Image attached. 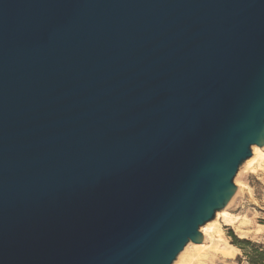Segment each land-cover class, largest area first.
<instances>
[{"label": "water", "instance_id": "1", "mask_svg": "<svg viewBox=\"0 0 264 264\" xmlns=\"http://www.w3.org/2000/svg\"><path fill=\"white\" fill-rule=\"evenodd\" d=\"M264 146V0H0V264H173Z\"/></svg>", "mask_w": 264, "mask_h": 264}, {"label": "rangeland", "instance_id": "2", "mask_svg": "<svg viewBox=\"0 0 264 264\" xmlns=\"http://www.w3.org/2000/svg\"><path fill=\"white\" fill-rule=\"evenodd\" d=\"M235 184L237 192L228 207V211L235 217L234 223L230 224L223 217L219 218L223 239L227 244L234 245L230 236V230H233L238 238L264 245V165L251 169L243 163L236 174ZM218 239L217 235L211 244L219 249H212L210 253L202 252L204 256L201 254L194 264H248L242 257L241 250H230L231 255L223 254L228 246Z\"/></svg>", "mask_w": 264, "mask_h": 264}, {"label": "bare ground", "instance_id": "3", "mask_svg": "<svg viewBox=\"0 0 264 264\" xmlns=\"http://www.w3.org/2000/svg\"><path fill=\"white\" fill-rule=\"evenodd\" d=\"M244 165L250 167L251 169L257 166H260V167L263 166L264 165V146L254 145L252 147V156L244 162ZM234 196L232 200L234 199ZM230 203L227 205V207L218 211L213 220L209 221L208 223H206L205 225L201 227L200 230L202 234L204 235V240L201 243H195V242L190 241L186 245V247L183 249V251L178 255L177 259L174 261L173 264H194L195 260H197V258L201 256L202 252L208 253L212 249L214 250L219 249L218 247L211 244L215 240V237L217 235L219 236V239H218L219 242H225L227 244V242L223 239V229L221 228V224H219V218L221 219V217H223L230 224L234 223L235 217L231 214V212L228 211V207ZM227 246L228 247L225 250H223V254L225 255H231L232 252L230 250H233V251L240 250L235 245L227 244ZM202 256L204 255L202 254Z\"/></svg>", "mask_w": 264, "mask_h": 264}, {"label": "trees", "instance_id": "4", "mask_svg": "<svg viewBox=\"0 0 264 264\" xmlns=\"http://www.w3.org/2000/svg\"><path fill=\"white\" fill-rule=\"evenodd\" d=\"M230 236L233 238L232 243L242 251V257L248 264H264V245L250 239L238 238L233 230H230Z\"/></svg>", "mask_w": 264, "mask_h": 264}]
</instances>
